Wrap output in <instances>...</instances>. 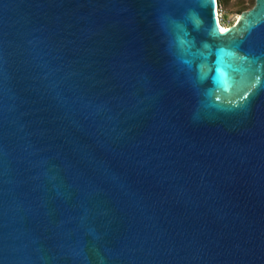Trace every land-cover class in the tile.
I'll use <instances>...</instances> for the list:
<instances>
[{
	"label": "water",
	"instance_id": "obj_1",
	"mask_svg": "<svg viewBox=\"0 0 264 264\" xmlns=\"http://www.w3.org/2000/svg\"><path fill=\"white\" fill-rule=\"evenodd\" d=\"M0 264H264V0H0Z\"/></svg>",
	"mask_w": 264,
	"mask_h": 264
},
{
	"label": "rangeland",
	"instance_id": "obj_2",
	"mask_svg": "<svg viewBox=\"0 0 264 264\" xmlns=\"http://www.w3.org/2000/svg\"><path fill=\"white\" fill-rule=\"evenodd\" d=\"M255 0H224L220 6L219 18L223 25L228 26L235 23L243 10L254 5Z\"/></svg>",
	"mask_w": 264,
	"mask_h": 264
},
{
	"label": "bare ground",
	"instance_id": "obj_3",
	"mask_svg": "<svg viewBox=\"0 0 264 264\" xmlns=\"http://www.w3.org/2000/svg\"><path fill=\"white\" fill-rule=\"evenodd\" d=\"M217 13H218V20H219V25H220V27H221V28H225V27H227V26L223 25V24L221 23V21H220V18H219V10H218V4H217Z\"/></svg>",
	"mask_w": 264,
	"mask_h": 264
},
{
	"label": "trees",
	"instance_id": "obj_4",
	"mask_svg": "<svg viewBox=\"0 0 264 264\" xmlns=\"http://www.w3.org/2000/svg\"><path fill=\"white\" fill-rule=\"evenodd\" d=\"M223 1H224V0H217V4H218V6H220V5L222 4Z\"/></svg>",
	"mask_w": 264,
	"mask_h": 264
}]
</instances>
